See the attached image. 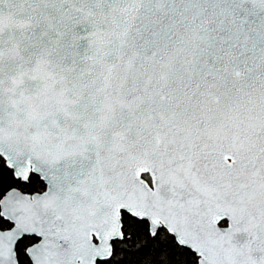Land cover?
<instances>
[{"label": "snow or ice", "instance_id": "1", "mask_svg": "<svg viewBox=\"0 0 264 264\" xmlns=\"http://www.w3.org/2000/svg\"><path fill=\"white\" fill-rule=\"evenodd\" d=\"M0 264H264V0H0Z\"/></svg>", "mask_w": 264, "mask_h": 264}]
</instances>
